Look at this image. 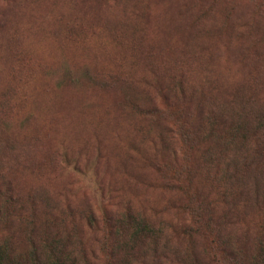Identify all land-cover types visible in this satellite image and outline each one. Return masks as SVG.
<instances>
[{
  "label": "rangeland",
  "instance_id": "rangeland-1",
  "mask_svg": "<svg viewBox=\"0 0 264 264\" xmlns=\"http://www.w3.org/2000/svg\"><path fill=\"white\" fill-rule=\"evenodd\" d=\"M9 1L0 0V102L9 101L11 108L0 118L6 122L5 127L0 122V132L8 131L14 148L7 154L0 141V187L7 186L20 200L31 194L39 210L71 202L100 217L121 213L130 204L154 221L187 219L188 213H202L204 204L212 214L220 213L235 202L232 195L241 185L224 189L223 159L212 166V160L193 164L188 153L170 144L168 152L157 155L164 171H181L191 182L169 191L144 163L154 145L138 132L155 129L141 123L142 110L121 106L113 90L83 80L78 85L61 81V70L69 65L78 77L82 66L90 65L132 69L140 77L153 68L182 77L187 93H196L192 109L198 99L202 112L215 110L232 116L231 125L241 124L235 143L252 129L264 140V0ZM230 98L235 103L226 106ZM242 107L250 114L237 123L234 112ZM226 135L213 152L229 155V169L242 175L249 168L233 145H224ZM260 162L245 180L258 182L250 192L258 187L264 195V158ZM74 163L80 173L70 169ZM221 194L227 195L226 203L221 204ZM239 202L241 228L249 231L246 248L230 246L243 240L210 226L208 241L196 234L167 238L170 258L164 264H220L225 254L250 255L253 232L264 224V203ZM140 247L136 258L143 254Z\"/></svg>",
  "mask_w": 264,
  "mask_h": 264
},
{
  "label": "trees",
  "instance_id": "trees-1",
  "mask_svg": "<svg viewBox=\"0 0 264 264\" xmlns=\"http://www.w3.org/2000/svg\"><path fill=\"white\" fill-rule=\"evenodd\" d=\"M145 55L150 56L151 51ZM82 67L77 77L69 65L63 66L60 80H67L70 85H78L80 80H83L88 86L113 90L121 106L135 113L139 109L142 110L141 123H146L145 128L154 127L153 134L142 130L138 133L152 139L150 142L154 145L155 152L150 158L145 159L144 163L155 171V180L162 179L172 193L182 190L191 182V176L183 175L181 171L171 173L164 171L165 163L158 159L157 155L161 151L168 152V144L178 147L183 154L188 153L193 164L203 165L212 160L209 165L212 166L221 158L224 161L221 168L224 189L228 184L233 187L241 185L232 195L235 202L229 203V208L227 207L225 211L215 214L209 210L208 204H204L205 210L202 213L191 212L188 213L187 219L180 217V220L175 221L165 218L154 221L135 211L130 204L121 213H105L96 217L89 209L80 208V205L76 206L71 202L66 203L63 207L65 210L56 204L43 206L39 210L30 199L31 194L20 200L17 194L2 185L0 264H164L165 261L168 263L170 258L168 254L170 252H167L169 245L167 238L170 236L187 238L196 234L202 240L208 241L210 235L208 236L207 231L210 226L227 230L234 234L237 240L238 238L243 240L230 246L240 250L246 248L249 231L241 228L242 213L241 215L238 213L241 210L236 208V205H240L239 201L243 198L258 203L255 206L264 203V199H261L264 195L258 191V187L250 192L249 186L258 182L245 180V173L251 170V166L258 169L260 161L264 158V140L257 136L260 131L252 129L253 133L249 132V136L243 134L241 141L235 143L234 136L241 131V124L231 125L228 119L233 117L228 114L215 110L202 112L201 101L198 99L192 109L191 104L196 98V93H187L182 77H173L163 72L159 74L153 68L147 70V75L139 77L132 73V69L124 72L119 68L105 71L97 70L90 65ZM133 88H137L138 91ZM210 94L211 92L206 91V95ZM233 99H227L226 106L235 103ZM10 108L9 101L0 102V118L2 115H8ZM234 114L238 123L241 118L247 117L250 111L242 107L236 109ZM0 122L6 126V122L1 120ZM7 132L6 129L0 132V141L4 140V151L8 154L14 145L7 140ZM223 135L229 138L224 145L229 147L233 145L234 151L239 152L243 160L244 168H249L244 174L238 175L229 169L231 162L228 161L229 155L225 157L226 154L220 149H216L219 150L217 155L214 154V145ZM25 157L29 160L28 156ZM129 157L132 159V156ZM35 167L32 166L33 169ZM70 169L80 173L77 163ZM221 197L223 199L221 204L226 203L227 195L225 198V194H221ZM214 204L218 207V200ZM233 217L238 220L232 221ZM261 223L253 232L251 254L242 258L230 253L225 254L220 264H264V224ZM219 237L220 235L215 234V240ZM139 245L141 247L137 251L143 254L136 258L135 249ZM159 245L161 252L158 250Z\"/></svg>",
  "mask_w": 264,
  "mask_h": 264
}]
</instances>
